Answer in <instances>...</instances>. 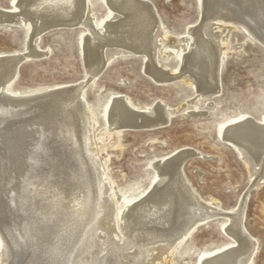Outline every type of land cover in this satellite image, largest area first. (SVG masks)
<instances>
[{
  "label": "bare ground",
  "instance_id": "1",
  "mask_svg": "<svg viewBox=\"0 0 264 264\" xmlns=\"http://www.w3.org/2000/svg\"><path fill=\"white\" fill-rule=\"evenodd\" d=\"M105 3L111 15L101 25L90 0L0 6V25L28 28L22 51L0 54V264H171L178 244L219 218L228 219L223 231L235 245L205 254L199 264H253L260 242L245 225L249 194L227 212L220 202L203 198L184 171L188 158L206 157L193 148L154 161L151 189L119 208L124 196L112 188L99 146L114 132L167 126L178 111L161 100L143 110L127 95H114L107 126L96 134L98 121L85 91L120 56L145 57V73L156 82L182 80L195 89L196 99L212 104L222 88L229 38L224 32L232 29L224 25L264 44V0H202L201 23L174 37L166 35L146 0ZM61 28L86 31V81L32 93L15 90L20 65L48 56L42 36ZM176 55L175 72L160 64V56ZM223 139L238 149L254 187L263 185L264 122L250 116L232 121Z\"/></svg>",
  "mask_w": 264,
  "mask_h": 264
},
{
  "label": "rangeland",
  "instance_id": "2",
  "mask_svg": "<svg viewBox=\"0 0 264 264\" xmlns=\"http://www.w3.org/2000/svg\"><path fill=\"white\" fill-rule=\"evenodd\" d=\"M90 1L98 25H101L111 12L105 0ZM146 1L157 10L166 35L183 36L202 21V0ZM14 2L0 0V6L14 10ZM224 26L232 29L226 28L224 32L229 38L221 70L222 88L212 104L205 98L196 99L195 89L182 80L168 85L156 82L145 73V57L135 56H120L104 70L97 82L88 86L85 95L98 121L96 134L107 126L108 105L114 95H127L143 110L161 100L178 111L167 126L114 132L99 146V160L106 168L112 188L116 186L124 196L120 209L151 189L156 178L154 161L168 158L180 149L193 148L206 157L188 158L184 171L203 198L220 202L227 212L238 208L249 194L245 225L260 242L253 264H264V184L255 189L238 149L223 139L224 128L232 121L250 116L264 122V44L250 39L245 30L235 25ZM85 33L81 28H61L44 34L40 45L49 55L30 61L25 59L19 67L14 89L32 93L57 85L84 83L82 40ZM27 34L28 28L0 25V54L22 51ZM159 61L175 72L180 65V55L160 56ZM227 223L228 219L219 218L197 227L177 245L171 264H199L205 254L235 245L223 231Z\"/></svg>",
  "mask_w": 264,
  "mask_h": 264
},
{
  "label": "water",
  "instance_id": "3",
  "mask_svg": "<svg viewBox=\"0 0 264 264\" xmlns=\"http://www.w3.org/2000/svg\"><path fill=\"white\" fill-rule=\"evenodd\" d=\"M219 139H221L220 137H218Z\"/></svg>",
  "mask_w": 264,
  "mask_h": 264
}]
</instances>
